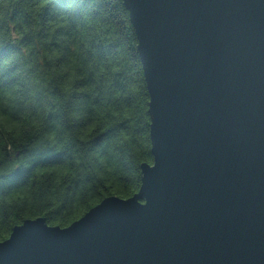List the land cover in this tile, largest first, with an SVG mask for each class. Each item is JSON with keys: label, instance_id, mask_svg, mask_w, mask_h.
<instances>
[{"label": "water", "instance_id": "water-1", "mask_svg": "<svg viewBox=\"0 0 264 264\" xmlns=\"http://www.w3.org/2000/svg\"><path fill=\"white\" fill-rule=\"evenodd\" d=\"M123 2L153 162L68 226H14L0 264H264V0Z\"/></svg>", "mask_w": 264, "mask_h": 264}, {"label": "trees", "instance_id": "trees-1", "mask_svg": "<svg viewBox=\"0 0 264 264\" xmlns=\"http://www.w3.org/2000/svg\"><path fill=\"white\" fill-rule=\"evenodd\" d=\"M149 100L123 0H0V241L136 193Z\"/></svg>", "mask_w": 264, "mask_h": 264}]
</instances>
